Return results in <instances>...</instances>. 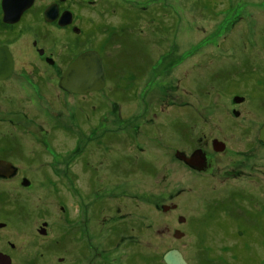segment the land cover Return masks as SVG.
Segmentation results:
<instances>
[{"label": "rangeland", "instance_id": "rangeland-1", "mask_svg": "<svg viewBox=\"0 0 264 264\" xmlns=\"http://www.w3.org/2000/svg\"><path fill=\"white\" fill-rule=\"evenodd\" d=\"M98 1L75 10L87 21L78 20L79 25L91 23L93 34L72 35L67 49L61 42L50 45L55 59L62 52L54 67L55 83L82 48L103 40L105 53L117 54L119 33L147 44L140 48H148L152 58L141 73L135 72L134 89L133 74L123 61L111 70L102 92L85 98L65 95L55 85L52 95L39 94L38 106L26 104L39 113V146L47 145V130L55 131L48 138L56 153L47 168L51 189L46 197L39 185L37 203L52 205L58 229L66 173L91 182L81 188L75 181L72 192L86 190L90 197L106 199V205L118 199L120 211H106L105 217L118 221L120 239L108 250L117 264H165L163 254L173 248L189 264H264V218L262 224L255 217L264 216V142L257 138L264 124V0ZM108 24L114 28L106 31ZM128 89L135 91L134 100L127 97ZM236 95L243 100L235 102ZM85 114L92 115L88 123ZM180 122L190 130L189 137L192 133L182 145L177 143ZM105 130L118 137L102 136ZM211 137L224 139L230 155H217L208 169H193L175 157L176 149L191 150L190 142ZM233 187L258 190L260 211L254 200L257 210L224 211L227 200L220 199ZM233 196L229 206H236L230 202ZM227 215L236 217L237 225L226 226ZM101 223L89 230L93 247H100L108 229ZM175 230L183 235L175 237ZM63 254L62 246L56 247L53 264H62L57 257Z\"/></svg>", "mask_w": 264, "mask_h": 264}, {"label": "flooded vegetation", "instance_id": "flooded-vegetation-1", "mask_svg": "<svg viewBox=\"0 0 264 264\" xmlns=\"http://www.w3.org/2000/svg\"><path fill=\"white\" fill-rule=\"evenodd\" d=\"M97 2L99 5L98 0H0V48L2 50L0 53V264H53L55 262L54 249L60 245L64 249V256L57 257V261L62 264H117L115 255L108 250L116 247L120 239L116 223L118 221L112 215H110L111 220L105 217H107L106 211H110V214L114 212L117 214L120 211L118 199H114L116 202L106 205V199L100 198L98 195L90 197L91 193L86 190L72 192L70 185H76L75 181L78 180L77 184L81 188L86 187L87 182L89 184L91 182L88 178H80V176L75 179L66 173L65 179L68 185L66 188L64 187V193L59 192L61 195H59V201L61 202L58 207L62 216L58 229L57 226H54V219H52L54 214L52 205L42 202L43 204L40 206L37 203L39 185L46 192V194L43 193L46 197L48 190L51 189L46 186L49 183L47 168H49V160L53 159L56 153L48 138L49 136L53 137L55 131L54 128L47 130V145L39 146L37 125L39 113L35 108H26L27 103H31V107L38 106L39 94L42 96L52 95L55 85L65 95H81L85 98L88 94L102 92L112 76L111 70L114 71L118 65L121 67L123 61L128 63L126 70L131 72V76L133 74L130 86L132 85L134 89L137 76L135 72L141 73L144 62L151 61L152 57L146 53L148 48H140V45L146 46L147 44L139 42L128 33L118 34L120 41L117 44L120 50L117 54L105 53V47L102 46L103 40H100L95 47L82 48L73 59L66 63L65 68L60 72L57 83H55L54 67L56 62L60 64L62 52L58 53V57L55 59L54 51H49L50 45L61 42L67 49L72 35L77 37L93 34L91 23L88 27L79 25L78 20L81 22L84 20L83 22L86 24L87 21L85 18H79L75 10L86 9L85 5L95 6ZM113 28L108 24L104 29L109 31ZM111 37L112 34L109 35V38ZM132 40L137 45L133 44ZM108 43L109 40L105 42V46ZM88 50L96 51L102 61L103 87L86 93H73L60 87L63 72L76 56ZM128 90L127 97L134 96V100L135 91ZM238 96H234V101L235 97L239 99ZM240 97H242L240 100L242 101L244 97ZM142 98L143 96H141ZM46 101L52 102L51 99H46ZM235 114V116H239V113ZM85 115L87 119L84 121L88 123L92 115ZM188 126L191 128V125ZM178 127L177 143L189 141L192 137L191 132L189 137L190 130L186 131L181 122ZM260 129L257 138L263 143L259 138ZM64 132L67 133V131ZM104 133H110V136H107L109 139L118 137L113 130H105L102 136ZM189 145L192 146L191 150L176 149L175 157L196 170L208 169L217 163V155H221V157L230 155L226 141L218 137H211L209 141L203 142L202 139H195ZM84 168L83 173L86 172ZM226 173L229 174L230 171ZM253 190H244L239 187L226 190V196L220 199V201L227 200L225 204L222 203L223 206L225 205L223 210L237 213V210L240 212L241 207H244L260 211L262 201L256 200L259 191ZM230 196L235 197L230 202L234 201L236 206H229ZM247 197L251 199H247ZM87 198H90V203ZM237 199L242 200L243 204H238ZM252 200L258 206L257 209L252 208L256 207ZM245 202H251V205L244 206ZM208 207L207 211L210 213L211 207ZM257 214L255 216L256 223L258 221L261 223L264 216L263 214L257 216ZM99 221L107 223L108 229L104 231L105 236L99 244L100 247H93L94 242L89 235V230L94 226L97 227ZM222 222L226 226L237 225L238 220L236 217L227 215ZM99 227V229H103L104 226ZM240 229L244 230L246 226L240 227Z\"/></svg>", "mask_w": 264, "mask_h": 264}, {"label": "water", "instance_id": "water-1", "mask_svg": "<svg viewBox=\"0 0 264 264\" xmlns=\"http://www.w3.org/2000/svg\"><path fill=\"white\" fill-rule=\"evenodd\" d=\"M25 7V6H24ZM0 48V53H1ZM104 85L103 64L94 50L84 51L70 63L63 72L60 87L73 93H86L92 90H99ZM235 101L239 102L242 97L238 96ZM259 138L264 142V124L260 129ZM191 164V163H189ZM172 207H175L173 205ZM167 208L163 206V209ZM178 220H184L183 216H179ZM175 237H180L183 232L175 230ZM165 264H189L183 257V254L176 248L169 249L163 254Z\"/></svg>", "mask_w": 264, "mask_h": 264}]
</instances>
